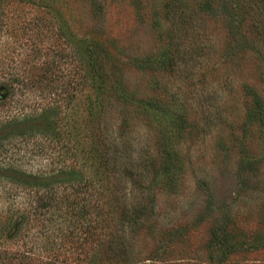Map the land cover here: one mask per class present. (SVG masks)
I'll list each match as a JSON object with an SVG mask.
<instances>
[{
	"label": "trees",
	"instance_id": "16d2710c",
	"mask_svg": "<svg viewBox=\"0 0 264 264\" xmlns=\"http://www.w3.org/2000/svg\"><path fill=\"white\" fill-rule=\"evenodd\" d=\"M168 12L173 17V8ZM230 16H224L232 18L222 40L226 56L238 52L241 59L264 62L259 56L264 23L260 33H249L250 49L244 32L237 29L243 15L238 22L239 15ZM169 35L141 59L139 69L148 74L142 95L129 93L121 69L116 70L120 81L110 82L97 42H87L85 48L102 69L93 89L118 93L113 98H90L91 86L87 89L80 65L76 83L71 80L53 89L19 80L12 69L0 80V264H13V259L18 264H68L56 250L64 241L79 245L87 239L106 243L119 264L138 263L140 252L129 251L128 245L147 236L164 238L157 236L154 218L162 208L177 207L184 216L195 212L175 225L169 240L219 210L213 223L219 232L211 233L216 246L238 244L222 241L227 212L221 196L232 193L244 206L264 203V89L249 82L239 85L244 113L241 121H234L215 108L212 100L224 94L206 83L201 66L196 67L197 59L214 51L211 37L180 31L181 40L176 41ZM63 52L48 63L74 56L70 48ZM160 71L181 74L193 86L199 82L200 97L193 105L180 99L160 81ZM77 92L86 114L70 111ZM209 140L212 153L207 161ZM15 239L22 242L8 245ZM213 264L225 261L218 258Z\"/></svg>",
	"mask_w": 264,
	"mask_h": 264
},
{
	"label": "rangeland",
	"instance_id": "374dc122",
	"mask_svg": "<svg viewBox=\"0 0 264 264\" xmlns=\"http://www.w3.org/2000/svg\"><path fill=\"white\" fill-rule=\"evenodd\" d=\"M204 3L210 8L202 7ZM247 7L251 9L245 14ZM170 8H173V17L168 12ZM227 13L230 17L239 15L236 22L243 15V24L237 29L244 32L246 47L251 49L249 33L261 32L264 0H0V80L12 69L19 80L31 85L39 82L53 89L71 80L76 83L79 77L76 67L80 65L89 84L87 89L91 86L90 98H113L118 93L94 92L93 89L102 79L98 77L102 69L99 61L87 57L85 48L87 42H97L98 51L105 55L110 82L120 81L116 70L120 72L121 69L123 85L131 95L138 96L144 92L148 78V74L139 69L141 59L166 43L170 39L169 33L176 41L181 40L180 31L190 37L206 35L214 41V51L208 58L197 59L196 67L201 66L206 83L224 94L222 99L212 100L215 108L227 113L234 121H241L244 104L239 85L249 82L264 89V62L257 63L251 57L241 59L238 52L232 58L226 56L222 40L229 33L227 21L232 19L224 17ZM68 48L73 57L67 55L52 66L48 63L52 56L58 59L56 55L65 53ZM259 48L262 57L264 43ZM179 61L183 66L184 62ZM181 77V74L162 71L158 74L168 91L178 92L180 99L193 105L196 97H200L201 84L195 81L196 86H193ZM207 89L205 92L211 90ZM80 99L83 101V96L77 92L69 105L72 115L87 113L79 106ZM205 145L209 148V161L212 140ZM260 167L264 177V158ZM3 197L0 189V199ZM221 199L227 212L222 241L238 244L216 246L211 233L219 232L213 224L219 210L210 212L199 223L187 225L182 230L183 236L169 240L167 237L177 228L175 225L195 212L184 216V211L177 207L169 211L162 208L157 210L154 218L159 223L157 236L162 234L164 238L152 240L147 236L128 245L129 251L140 252L139 262L135 264H213L218 258L224 259L225 264H264V203L244 206L232 193L224 194ZM21 242L15 239L14 244L8 245L14 247ZM63 245L56 251L68 264H119L106 243L87 239L79 245L67 241ZM12 262L18 264L16 259Z\"/></svg>",
	"mask_w": 264,
	"mask_h": 264
}]
</instances>
